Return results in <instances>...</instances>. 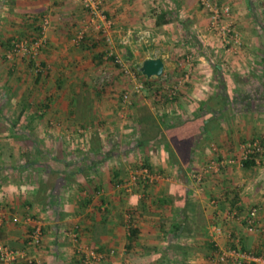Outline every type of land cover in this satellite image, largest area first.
Listing matches in <instances>:
<instances>
[{"label":"crops","instance_id":"crops-1","mask_svg":"<svg viewBox=\"0 0 264 264\" xmlns=\"http://www.w3.org/2000/svg\"><path fill=\"white\" fill-rule=\"evenodd\" d=\"M83 1L0 0V244L24 249L32 264H80L81 246L105 255L97 264H207L234 240L264 256V153L243 166L240 152L253 139L264 148V61H229L198 0H88L94 12ZM214 2L230 9L244 53L264 49V0ZM106 31L114 55L138 58L139 75L145 59H160L162 75L148 82L178 86L176 95H132L124 107ZM41 34L35 61L6 57L12 41ZM186 57L191 72L178 84ZM136 137L148 146L139 157ZM138 158L169 180L126 193ZM210 161L225 164L196 189L192 178ZM251 207L257 231L247 233L238 219ZM35 226L41 243L27 248Z\"/></svg>","mask_w":264,"mask_h":264},{"label":"built area","instance_id":"built-area-1","mask_svg":"<svg viewBox=\"0 0 264 264\" xmlns=\"http://www.w3.org/2000/svg\"><path fill=\"white\" fill-rule=\"evenodd\" d=\"M200 6L208 13L210 28L211 30L219 37V41L221 44V48L229 53L230 55H238L242 50L243 43L240 37L234 30V23L232 22L230 9L228 7H219L214 0H198ZM84 7L89 8L94 12L96 10L95 6H92L90 1H83ZM102 16V13H99ZM49 21L47 19H43L42 21V34L47 28ZM111 26L110 22L107 23V28ZM41 34L37 39L33 40H20V41H12L10 44L9 50L6 52L7 58H12L15 56H19L20 58H29L33 61L36 60L38 53L45 45V38ZM102 36L107 45L106 58H113V64L116 65L120 72L128 77L131 84V89L126 90L121 95V103L122 105L128 106L131 100L132 95H138L144 89V84L137 77L136 73L130 71L127 66L123 63L122 59L113 54L110 45V36L108 32H103ZM83 34L80 33L77 35V42L82 40ZM121 44L126 45L127 41L123 40ZM186 72L182 81L178 84H183L188 80L189 74L192 68V61L190 57H186L185 60ZM37 71L40 70V67H37ZM178 87V86H177ZM177 87H168L164 86L163 91L169 100H171L177 92ZM241 152V161L253 160L254 165H260L264 153V148L262 147L260 141L258 139H253L243 143L240 147ZM225 162L223 161H211L209 164L205 165L204 168L195 175V182L201 185L202 178L205 174L208 173H218L220 169L224 166ZM162 176L161 175H150L147 167H143L140 170V173H135L131 176L128 184L122 183V188L125 192L131 193V187L139 186L144 182H158ZM140 198V195H139ZM216 202V201H215ZM211 201V204L215 203ZM257 208L251 207L249 208L243 215V217L239 218L240 223L242 224L244 230L247 233H254L257 230ZM3 217H0V223L2 222ZM129 223H131L130 216L127 217ZM18 218L14 217L11 219L13 224L18 223ZM130 226V225H129ZM71 242L77 243L78 234L77 228H74L71 232L68 233ZM212 234L215 237L225 236V238L231 240V234L223 231L220 227H213ZM42 232L40 227L35 226L32 228L31 232L27 235L25 241V247H37L41 243ZM78 252L81 256L80 264H97L104 260L105 255L103 253L97 252L96 250L87 247L81 246L78 248ZM26 260L27 264H32V261L26 258L24 249H13L7 245L0 244V264H20L21 261ZM231 262V264H264V256H256L249 252L244 251L240 246L238 241L234 240L233 245L226 249L218 251L213 256H210L207 264H222L225 262Z\"/></svg>","mask_w":264,"mask_h":264},{"label":"rangeland","instance_id":"rangeland-1","mask_svg":"<svg viewBox=\"0 0 264 264\" xmlns=\"http://www.w3.org/2000/svg\"><path fill=\"white\" fill-rule=\"evenodd\" d=\"M260 22H261V24H264V19L263 18H261L260 19ZM263 37H264V35H263ZM258 41V40H257ZM259 43H264V41H262V39H259ZM262 45H264V44H262ZM243 46H244V44H243ZM243 46H242V48H243ZM224 53L226 54V56H227V53L224 51ZM230 57H231V59H228L229 61H264V49L263 48H260V49H258V51H256L254 54H253V52H249V55L247 54V53H244L242 50L239 52V54L238 55H230V54H228ZM122 59V61H123V63L125 64V66H127L128 68H129V70L130 71H133V72H135L136 73V75H137V77H139V79H141V81L143 82V84H144V89L142 90V92L140 93V94H138V95H140L141 97H144L143 99H150V97L152 96V95H156L160 90L161 91H163L162 90V86H167L168 84L165 82V83H163L162 85H160V86H158V85H151L148 81H146V84H145V82H144V80L140 77V75L138 74V71H137V68L139 67V62L140 61H138V58H136V59H134V60H132V61H126L125 59H124V57L123 58H121ZM237 59H239V60H237ZM228 60H224V61H228ZM117 67V66H116ZM118 68V67H117ZM226 68V67H225ZM119 69V68H118ZM230 71H228V72H225V74H228ZM120 74L122 75V79L124 80V85H125V87H127V84H128V87H129V85H130V87H131V82H130V80H129V78L128 77H125L121 72H120ZM100 77V79L99 80H101L100 81V86L101 87H105L107 84V79L104 77V76H102V75H100L99 76ZM129 82V83H128ZM169 86V85H168ZM120 88L117 92H116V94H117V96H118V100L119 99H121V95H122V93L123 92H125L126 91V88ZM127 87V88H128ZM129 89V88H128ZM127 89V90H128ZM151 93V94H150ZM120 101V100H119ZM130 106V105H129ZM128 106V107H129ZM223 120H225V118L223 119ZM129 126V125H128ZM133 132H134V130H132ZM135 132H137L136 130H135ZM134 137V136H133ZM138 138L136 137V139H134L133 141H131L132 143H131V145H130V148L132 147V154H134V155H136V153L138 154V157H139V152L141 151V152H144V151H146V149L148 148V146L146 145V146H144V145H140V146H138V147H136L135 146V143L137 144V140ZM140 148H141V150H140ZM142 157V156H141ZM211 162V161H210ZM209 162V163H210ZM147 162H145L144 160H142V158H138V168H137V170L135 171V173H140V170L143 168V167H145V165H147L146 164ZM208 163V164H209ZM148 168H149V166H148ZM135 173H132L131 174V176L132 175H134ZM198 174V173H197ZM131 176L130 177H128L127 179H125L124 180V183L125 184H128V182L130 181V179H131ZM169 179H167V177H161L160 178V180L158 181V182H165V181H168ZM192 180H194V178H192ZM194 182V185H195V187H196V189L197 188H199L200 187V185L198 184V183H196L195 181H193ZM123 183V182H122ZM138 186H133V187H131V192H133L136 188H137ZM127 193V192H126ZM128 193H130V192H128ZM131 221V220H130ZM132 222V221H131Z\"/></svg>","mask_w":264,"mask_h":264},{"label":"water","instance_id":"water-1","mask_svg":"<svg viewBox=\"0 0 264 264\" xmlns=\"http://www.w3.org/2000/svg\"><path fill=\"white\" fill-rule=\"evenodd\" d=\"M139 70L147 78L160 77L163 73V63L160 59H145Z\"/></svg>","mask_w":264,"mask_h":264},{"label":"trees","instance_id":"trees-1","mask_svg":"<svg viewBox=\"0 0 264 264\" xmlns=\"http://www.w3.org/2000/svg\"><path fill=\"white\" fill-rule=\"evenodd\" d=\"M140 75H141V73H140ZM142 77H143V76H142ZM143 79H144L145 84H146V81L149 80V79L146 78V77H143ZM163 96H164V94H163ZM248 164L253 165V164H254L253 160L243 161V166H247ZM146 166H148V165H145V167H146ZM147 168H148V167H147ZM176 228H177V229L181 228V225L178 224Z\"/></svg>","mask_w":264,"mask_h":264}]
</instances>
